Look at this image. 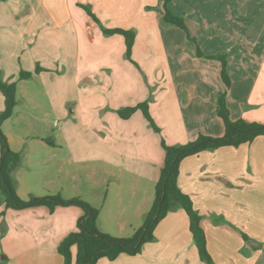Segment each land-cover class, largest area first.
I'll return each mask as SVG.
<instances>
[{
    "label": "crops",
    "instance_id": "1",
    "mask_svg": "<svg viewBox=\"0 0 264 264\" xmlns=\"http://www.w3.org/2000/svg\"><path fill=\"white\" fill-rule=\"evenodd\" d=\"M201 1L171 0L168 5L171 14L183 18L193 39L189 40L183 30L162 25L160 12L146 11L148 5L161 10L162 0H0L2 79L14 81L21 71L20 61L25 62L26 55L44 63L40 58L50 55L51 47L57 44L56 53L60 55L53 57L58 58V64H65L69 57L78 65L83 57L80 49L83 40L87 37L88 42L84 44H91L97 36L95 27L99 26L78 4L89 6L106 29L132 30L135 38L131 59L141 68L140 73L116 74L110 66L115 62L114 46H118V58L123 59L124 41L119 39L120 35L117 38L115 35L99 37V50L94 47L95 54L91 52L86 56L91 59L89 63L101 66L94 67L97 69L93 73L79 75L76 71L73 86L79 94L89 91L86 97L94 93L87 101L88 107L106 110L103 116L105 134L102 139L96 135L98 141L106 142V148H99V155L105 154L102 157L114 172L134 177L138 186L142 185L146 191L149 187L154 190L164 165L162 138L149 129L140 110L128 119H121L117 114L120 109L145 102L146 87L151 84L148 74L152 73L151 79L154 80L159 79L160 74L157 68L148 71L150 65L157 63L167 67L160 78L165 82L159 84V92L153 96L154 104H157L154 113L149 106L150 116L160 129V135L166 128L172 135L181 128L191 133L187 141L173 138L167 144L183 145L195 140L190 130L193 127H203V135L214 138L224 134L221 120L213 115L216 113L215 100H211L212 95L224 89L219 78L221 65L203 57L215 55L210 51L213 41L222 46H226L225 42L231 45L230 52H222V46L218 48L225 54L231 80L226 97L231 120L243 119L264 125V0H230L233 9L223 3H220L222 9L208 5L210 1L225 0ZM217 16L218 22L215 20ZM78 23L81 27L77 26ZM211 30L216 36H212ZM68 39L72 42L70 45L76 46L75 56L73 53L65 56L72 52L70 48L68 50ZM197 49L202 56H197ZM65 71L58 77L40 75L44 91L49 93L55 117L53 127H59L58 140L52 138V131H49L46 138L39 140L40 148L65 145L62 129L69 121L66 116L68 85ZM183 95L185 100L181 105ZM81 103L78 99L74 102V115ZM3 108L0 93V112ZM2 132L10 150L18 153L13 151L10 138ZM24 158L22 155L20 161ZM14 170L11 176L17 195L24 201L42 198L32 187L30 189L29 184L21 183L14 176ZM177 183L179 189L190 196L194 209L202 218L206 248L213 264H264V136H258L250 143L224 146L184 158L179 165ZM23 184L28 188L25 195L20 190ZM105 197L106 201L107 193ZM36 207L22 209L20 212L24 215L16 218V225L23 227L28 235L35 232L36 224L44 227L45 221L52 218L34 216ZM45 212L48 211H41V215ZM147 212L141 209L140 217L144 219ZM54 220L57 222L58 218ZM70 232H73L71 222L69 225L68 220L63 219L58 241ZM153 235L154 240L145 244L139 254H122L114 260L102 258L96 264H205L198 257L183 210H171L156 225ZM7 236V229L0 234V252L8 257L10 246L18 245L19 248L23 244L11 245L10 240L5 239ZM6 240L9 243L4 242ZM75 252L72 248L73 256Z\"/></svg>",
    "mask_w": 264,
    "mask_h": 264
},
{
    "label": "rangeland",
    "instance_id": "2",
    "mask_svg": "<svg viewBox=\"0 0 264 264\" xmlns=\"http://www.w3.org/2000/svg\"><path fill=\"white\" fill-rule=\"evenodd\" d=\"M188 1L196 2L199 0ZM208 3L209 7L222 9L223 6L221 4L223 3L226 7L231 6L233 9V3L230 2V0L210 1ZM79 5L80 4H78V7H80ZM64 6L66 7V5ZM186 7H183V9ZM146 11L161 13L159 7L154 8L150 5L146 7ZM215 18L218 22L219 16ZM77 20H79V17H77ZM162 25L164 24L162 23ZM77 26L81 27V23H78ZM98 27H95L97 36L91 44H84V42H88L87 37L84 39L85 41L83 40L82 48L80 49L83 51L84 58L81 57L78 65L71 62V59L74 60V58L69 57L66 58L67 62L65 64H58V58L53 57L60 55L56 53V50L59 48L58 44L54 45L55 47H51L52 50L50 55L40 58L44 63L40 62L38 59L33 60V57L27 55L25 56V62L20 61L21 71L31 72L32 78L17 80L18 75L15 77L14 81L17 80L15 95L17 108H14L15 112L13 116L4 122L2 130L10 138V145L13 151L18 152L21 158L22 155L25 156L24 159H21L19 166H17L13 172L15 174L14 176H17L21 183L29 184L30 189L32 187L36 194H39L41 197L54 196L57 194L65 200L79 197L81 200L99 209L100 214L97 219V227L102 233H107L115 238H127L142 227L144 219L140 217L139 211L141 209L149 211V207L153 201L154 190L149 187L146 191L142 185L138 186L134 177L114 172L115 170L108 166V161L104 160L102 157L105 154L99 155V148H106V142L98 141L96 135L102 139L105 134L103 129L104 126H106L104 124L106 120L103 119V116L106 110L101 111L98 107H88L87 101L94 93L86 97L89 91L87 92L84 90L79 94L78 91H75L77 89L73 86V75L76 71H78L79 75L86 72L93 73L94 70L96 71L97 69H94V67L101 66L89 63L88 61L91 59H89V56H86L87 54H91V52L94 55L97 51L95 48L97 47L99 50L101 44L97 38L107 37V35L103 34L102 29L104 27ZM54 33L58 34V32ZM210 33L212 36H216L212 30ZM117 37L118 36L115 35V38ZM119 39H121L122 42L124 41L122 36H120ZM70 44H72V42L68 39V50L70 48L72 52L65 56H72V53L73 55L75 53L76 46ZM225 45L226 46H222L219 42L213 41V43L210 44L212 48H210V51L212 50L215 55L212 56H218L220 54L225 55L219 52V46H222V52H225V50L226 52H230L231 45L226 42ZM118 50V46L115 45V62L110 65L116 74H126L128 72L140 73V71H142L133 59L128 60L125 56H123V59L118 58ZM203 57L208 58L206 55ZM212 60H216L220 63V61L215 58ZM155 68H157L156 71L160 73L159 79H151L153 78L152 73L148 74L151 84L146 87L147 95L144 100L148 105V110L149 106L152 107L153 113L154 109L157 108V104H154L153 96L159 92V84L165 82L160 78H163V72L167 70L166 65L154 63L150 65L148 71H155ZM36 69H39V72L35 73ZM64 71L67 74L66 83L68 85V87L66 86V98H68L66 103V116L70 121L66 122L62 129L65 136V145L61 143V146H46V148H40L38 146L39 140L46 138L49 131H52V138L57 139L59 135V127H53L52 124L55 117L49 100V93L44 91L41 83L42 76L40 75L54 74L58 77L62 75ZM219 78L221 80L220 76ZM63 84L65 85V82H63ZM69 86H72V88ZM69 97L73 98L70 99ZM215 97L216 95H212L211 100H215ZM77 99L82 103L79 105L76 115H74V102H76ZM184 100L185 98L183 95L180 99L181 105H183ZM213 115L216 117V113ZM142 116L144 117L143 114ZM212 118L213 116L210 117V119ZM148 127L151 129L149 124ZM163 130L162 135H160V133L157 134L166 144L167 142H171L173 138L174 140L187 141L191 136V133H187L182 128L177 129L174 135L171 134L168 128ZM190 130L194 133V138H197L200 133L203 134V127H193ZM151 131L154 132L152 129ZM26 184H23V187L20 189L23 195L28 192V188L25 186ZM106 193L107 200L105 201ZM56 209L57 212L54 214L53 211H50L46 207H36L35 210H33L34 216L44 218L47 215L46 217L52 218L45 221L44 227H42L41 224H36L35 232L28 235L25 233L23 227H18L16 225L17 215L24 214H21V210L6 209L0 196V234L5 233L7 229L8 236L5 239H9L11 245L17 243L23 244L19 248H17L18 245L10 246L8 257L2 255L0 252V264H60L61 257L56 252V245L60 242L58 241L60 240L58 239V232L61 229L63 219L68 220L69 225L71 222L74 232L77 230V222L83 215V211L77 207ZM41 211L48 212L41 215ZM55 218H58L57 222H55ZM9 240L4 242L9 243ZM74 250L76 249L74 248Z\"/></svg>",
    "mask_w": 264,
    "mask_h": 264
},
{
    "label": "trees",
    "instance_id": "3",
    "mask_svg": "<svg viewBox=\"0 0 264 264\" xmlns=\"http://www.w3.org/2000/svg\"><path fill=\"white\" fill-rule=\"evenodd\" d=\"M171 0H162L161 13L162 23L175 26L183 30L189 40H193L182 17L175 16L168 10ZM92 20L100 25L98 19L91 13L89 6L79 5ZM102 27V26H101ZM103 34L107 36L120 35L124 38L125 56L131 60V50L134 43L135 33L132 30L106 29ZM197 56H202L197 49ZM209 59L220 61V77L224 89L216 94L215 110L224 127L222 137L214 138L198 134L197 138L183 145H169L161 141L164 150V165L160 176L154 186V196L149 211L144 216L141 228L127 238H115L102 233L97 227L99 209L81 200L79 197L63 199L59 194L42 198H31L22 200L16 193L12 171L18 166L20 156L10 150L7 138L1 130L4 121L10 118L16 106V81L32 77L31 72L20 71L16 81H4L0 71V93L3 96L4 108L0 112V196L6 209L22 210L36 206H43L53 211L57 207H77L83 211L78 219L77 230L67 234L58 244L57 253L62 259V264H96L98 260L106 258L114 260L119 255L125 254L135 256L139 254L143 246L154 240V229L156 225L173 209H181L188 218V228L196 247L199 259L205 264H213L206 248V236L202 228V218L194 209L190 196L182 192L177 183L180 162L192 155L203 151H214L224 146H239L250 143L258 136H264V125L250 123L243 119L232 121L227 107V90L230 88L231 80L227 70V59L225 55L209 56ZM39 69L35 70V73ZM136 110H140L146 118L150 128L160 133L151 118L146 102L137 104L131 108L117 111L121 119H128ZM49 143V141H47ZM246 237L244 234L242 235ZM72 248L76 249L75 255Z\"/></svg>",
    "mask_w": 264,
    "mask_h": 264
}]
</instances>
